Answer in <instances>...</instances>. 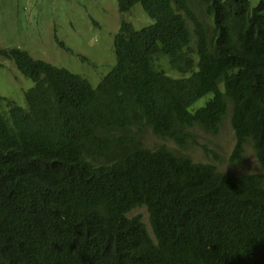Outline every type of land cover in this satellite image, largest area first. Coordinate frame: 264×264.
I'll return each instance as SVG.
<instances>
[{
  "label": "trees",
  "instance_id": "16d2710c",
  "mask_svg": "<svg viewBox=\"0 0 264 264\" xmlns=\"http://www.w3.org/2000/svg\"><path fill=\"white\" fill-rule=\"evenodd\" d=\"M137 5L154 24L122 21L96 88L0 49L33 82L24 108L0 97V264H264V175L144 144L185 149L231 111V162L251 145L264 169V0H117Z\"/></svg>",
  "mask_w": 264,
  "mask_h": 264
},
{
  "label": "rangeland",
  "instance_id": "374dc122",
  "mask_svg": "<svg viewBox=\"0 0 264 264\" xmlns=\"http://www.w3.org/2000/svg\"><path fill=\"white\" fill-rule=\"evenodd\" d=\"M122 21L131 23L137 30L154 24L141 5L122 15L117 0H0V49L27 51L36 60L80 75L96 88L116 65L114 38ZM0 62V97L24 108L25 93L33 82L20 74L13 62L2 57ZM209 98L200 100L194 109L203 107ZM231 119L230 111L217 135L201 128L191 130L193 139L185 149L170 139L157 138L151 131L145 135L144 144L149 149L167 145L197 163L215 165L222 173L264 175L251 145L246 147L243 163L231 162L236 144ZM134 216H140L152 231L146 207L134 210L130 217Z\"/></svg>",
  "mask_w": 264,
  "mask_h": 264
}]
</instances>
